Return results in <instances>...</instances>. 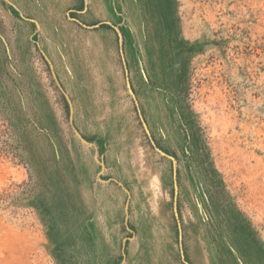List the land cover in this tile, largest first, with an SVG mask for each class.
<instances>
[{
  "label": "rangeland",
  "instance_id": "1",
  "mask_svg": "<svg viewBox=\"0 0 264 264\" xmlns=\"http://www.w3.org/2000/svg\"><path fill=\"white\" fill-rule=\"evenodd\" d=\"M0 264H264V0H0Z\"/></svg>",
  "mask_w": 264,
  "mask_h": 264
}]
</instances>
